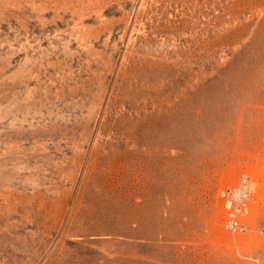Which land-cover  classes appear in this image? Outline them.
<instances>
[{
    "label": "rangeland",
    "instance_id": "1",
    "mask_svg": "<svg viewBox=\"0 0 264 264\" xmlns=\"http://www.w3.org/2000/svg\"><path fill=\"white\" fill-rule=\"evenodd\" d=\"M0 264H264V0H0Z\"/></svg>",
    "mask_w": 264,
    "mask_h": 264
},
{
    "label": "built area",
    "instance_id": "2",
    "mask_svg": "<svg viewBox=\"0 0 264 264\" xmlns=\"http://www.w3.org/2000/svg\"><path fill=\"white\" fill-rule=\"evenodd\" d=\"M220 196L226 211L225 229L246 233L248 227L243 218L248 212L246 204L252 196L251 179L242 177L237 186L225 189Z\"/></svg>",
    "mask_w": 264,
    "mask_h": 264
}]
</instances>
